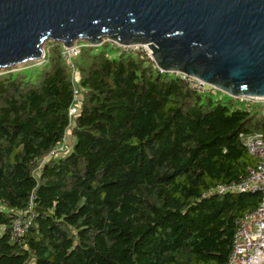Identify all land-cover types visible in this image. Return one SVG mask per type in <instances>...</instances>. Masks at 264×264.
I'll return each instance as SVG.
<instances>
[{"label": "trees", "instance_id": "obj_1", "mask_svg": "<svg viewBox=\"0 0 264 264\" xmlns=\"http://www.w3.org/2000/svg\"><path fill=\"white\" fill-rule=\"evenodd\" d=\"M83 43L77 82L54 41L42 64L0 70V264H227L261 195L213 190L255 165L239 134L264 135L262 104L213 100L143 53ZM68 130L69 150L39 166Z\"/></svg>", "mask_w": 264, "mask_h": 264}, {"label": "water", "instance_id": "obj_2", "mask_svg": "<svg viewBox=\"0 0 264 264\" xmlns=\"http://www.w3.org/2000/svg\"><path fill=\"white\" fill-rule=\"evenodd\" d=\"M147 44L164 72L264 97V0H0V70L70 47Z\"/></svg>", "mask_w": 264, "mask_h": 264}, {"label": "built area", "instance_id": "obj_3", "mask_svg": "<svg viewBox=\"0 0 264 264\" xmlns=\"http://www.w3.org/2000/svg\"><path fill=\"white\" fill-rule=\"evenodd\" d=\"M113 46L122 51L128 52H145L150 60H153L151 54L146 48L147 44H120L112 39H107ZM83 43L74 42L70 47L62 48V56L73 68V80L77 82L74 59L80 53ZM149 48V47H148ZM154 62V60H153ZM155 63V62H154ZM179 75L190 87L204 93H216L215 86L208 84L193 76H185L184 73L171 72ZM73 103L69 107L68 116L70 125L74 122L76 115L80 111V87L74 83ZM233 98L245 105L260 103L263 107L264 115V97L252 96H233ZM71 132V130H68ZM68 136V135H67ZM67 136L65 138H67ZM63 138V142L54 149L48 157H45L39 166H41L50 156L62 155L69 150L66 146L67 141ZM240 141L245 149L256 158L254 166L249 167L246 175L240 176L239 179L229 183L220 184L213 190L217 193L222 192H238V193H260L261 199L257 208L237 221V228L233 239V247L228 258L227 264H264V135L263 133H247L239 134ZM35 218V211L32 201L27 210L11 220V226L7 231L10 242L21 245L23 243V235L31 225Z\"/></svg>", "mask_w": 264, "mask_h": 264}, {"label": "rangeland", "instance_id": "obj_4", "mask_svg": "<svg viewBox=\"0 0 264 264\" xmlns=\"http://www.w3.org/2000/svg\"><path fill=\"white\" fill-rule=\"evenodd\" d=\"M107 39H109V38H107V37H105L104 38V40L102 41V43L101 44H106V43H109L108 41H105V40H107ZM85 40H80V41H78L79 43L80 42H84ZM47 42H49V41H47ZM47 42H45V45H44V51H45V56H46V53H47V45H46V43ZM84 44V43H83ZM101 44H99V45H101ZM111 44V43H110ZM95 46H98V45H95ZM103 45H101V47H102ZM108 50L110 49V47L109 48H107ZM146 50L148 51V53H150V48H146ZM110 52H113V50H109ZM143 54H145L146 56H147V54L145 53V52H143ZM44 59H45V57L42 59V60H39V61H37V64H42L43 63V61H44ZM153 61V60H152ZM13 68H15V67H13ZM77 77H79V73H77ZM211 97H212V99L213 100H218L219 98H224L225 100H230V99H232L233 98V96L232 95H230V94H228V93H226V92H224V91H222V90H220V89H217V92L216 93H212L211 94ZM72 136H71V132L70 131H68V136H67V138H65V141H67V143H66V146H68V145H70L71 144V140H72V138H71Z\"/></svg>", "mask_w": 264, "mask_h": 264}, {"label": "crops", "instance_id": "obj_5", "mask_svg": "<svg viewBox=\"0 0 264 264\" xmlns=\"http://www.w3.org/2000/svg\"><path fill=\"white\" fill-rule=\"evenodd\" d=\"M71 138H72L71 142H73V140H74L73 136Z\"/></svg>", "mask_w": 264, "mask_h": 264}]
</instances>
